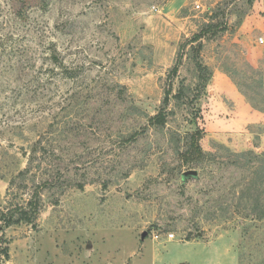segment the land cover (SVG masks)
<instances>
[{"label":"rangeland","instance_id":"rangeland-1","mask_svg":"<svg viewBox=\"0 0 264 264\" xmlns=\"http://www.w3.org/2000/svg\"><path fill=\"white\" fill-rule=\"evenodd\" d=\"M196 33L211 74L204 93L163 130L148 127L166 89L197 83ZM198 127L215 157L184 163L168 132ZM42 132L60 140L62 156L45 162L61 182L38 189L33 225L0 221V264H152L154 254L201 264L205 251L184 240L223 234L236 239L238 264H264V217L229 190L264 178V0H0V210L37 186L7 192ZM219 145L253 151L258 166ZM167 233L174 240L160 243Z\"/></svg>","mask_w":264,"mask_h":264},{"label":"trees","instance_id":"trees-1","mask_svg":"<svg viewBox=\"0 0 264 264\" xmlns=\"http://www.w3.org/2000/svg\"><path fill=\"white\" fill-rule=\"evenodd\" d=\"M205 25H207V28L211 27V23H206ZM204 33H196L192 39L187 40L190 42V48L194 49V54L189 57L191 58V61H193V70L195 72L194 75L195 79H197V83L195 84L194 88L190 89L187 85L183 84V80L180 79V83L177 85L174 93H172L173 91H171V87L166 89L159 110L155 115L149 117L147 121L148 127H153L156 130H163L167 124L169 114L174 115L176 112L175 108L177 106H181L183 103L187 102L188 106H190L197 99H199L202 93H204L211 75L208 68L202 63L199 57V50L201 48V43L199 40ZM192 42L198 43L193 45ZM185 46V44L180 45V50H183ZM177 57L178 61L170 69V72L173 76H177L179 74V66L181 65V60L183 58L182 53L180 55L178 53ZM64 71H67V69H64ZM189 96L191 97L189 98ZM188 98L189 100H187ZM171 102L172 108H169ZM251 105L253 108H258L256 103L253 101H251ZM197 115L198 114H196V116ZM52 124L53 121H50V124L48 125L50 127V132H52L54 128V125ZM203 132L204 129L202 127H198L195 131L187 133L183 137H181L179 132H171V130L168 132V134L171 135V141H175L174 150L182 162L199 163L206 160V158L212 159L215 157V153L207 152L201 146L200 140L203 136ZM138 134L139 133L137 132L132 133L126 140H128V142L135 141L137 140L136 138ZM47 135L48 134L43 132L39 133L37 137L31 142L28 150L23 152L26 155L25 167L20 169L9 180L7 188L8 193L11 192L12 186L17 181L23 185L27 182H30L37 186H35L29 195V198L24 201V203H16L14 206L8 207L6 211L0 210V221L3 228L19 223H28L33 225L40 209V194L38 189H43L49 186L51 189L52 186L57 187V184L61 182L60 175L62 174V169L60 166L56 165L53 161H50V165L48 166V164L45 162L49 158L50 160H53L55 157L62 156L59 148H55V145H53V142H59L60 140L55 136L51 135L48 137ZM49 143L50 149H47L46 146ZM219 146L223 150H227L231 155L229 156L234 158L235 162H238V160H246L251 164L260 161V155L255 154L253 151L232 153L222 145ZM254 165L255 168L258 166L257 163H254ZM260 167L262 169L263 165L260 164ZM246 181L242 185H232L229 190L233 193L234 197L235 194L238 195L237 201L240 203L245 202L246 206L241 207L242 209L244 208V210L248 211L247 213L250 216H255L256 218L261 219L264 217V199H262L264 194V178L261 180L256 179L255 181L254 177H252L249 181ZM83 185L84 183L82 181L76 180L74 182V186L77 188L82 189Z\"/></svg>","mask_w":264,"mask_h":264},{"label":"crops","instance_id":"crops-1","mask_svg":"<svg viewBox=\"0 0 264 264\" xmlns=\"http://www.w3.org/2000/svg\"><path fill=\"white\" fill-rule=\"evenodd\" d=\"M172 240L174 239H168L167 237H165L163 238V241H160L159 239V242L163 244L164 242H171ZM184 243L195 245L200 250L205 251L202 258H200L201 264H219L220 258L223 261L229 259L231 262L234 261L235 264H238L236 239L233 240V238L228 237L227 235L223 234L207 240H204L201 237H196L192 240H184ZM183 260H180L178 264H190V263H183L184 262ZM174 261L175 259L172 260V262ZM161 263H163V258L161 256H157L156 254H154L152 259V264H161ZM193 263L199 264V259H194V261H192L191 264Z\"/></svg>","mask_w":264,"mask_h":264},{"label":"water","instance_id":"water-1","mask_svg":"<svg viewBox=\"0 0 264 264\" xmlns=\"http://www.w3.org/2000/svg\"><path fill=\"white\" fill-rule=\"evenodd\" d=\"M196 174L195 170H190V171H187L186 173H184V177H190V176H194ZM144 236V234H143Z\"/></svg>","mask_w":264,"mask_h":264},{"label":"built area","instance_id":"built-area-1","mask_svg":"<svg viewBox=\"0 0 264 264\" xmlns=\"http://www.w3.org/2000/svg\"><path fill=\"white\" fill-rule=\"evenodd\" d=\"M168 239H173L174 238V234L173 233H167L166 236Z\"/></svg>","mask_w":264,"mask_h":264}]
</instances>
